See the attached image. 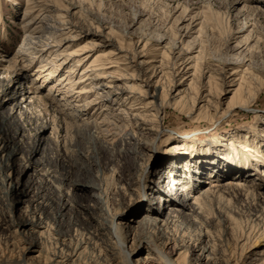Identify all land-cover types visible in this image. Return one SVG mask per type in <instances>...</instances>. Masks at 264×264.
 Returning a JSON list of instances; mask_svg holds the SVG:
<instances>
[{"label":"rangeland","instance_id":"obj_1","mask_svg":"<svg viewBox=\"0 0 264 264\" xmlns=\"http://www.w3.org/2000/svg\"><path fill=\"white\" fill-rule=\"evenodd\" d=\"M41 1L70 16L71 23L80 30L76 38L66 42L60 50L70 52L87 42L94 45L74 56L75 59L69 64L56 68L49 78L38 76L40 63H45V57L43 62L36 61L21 69L18 60L9 61L22 46L23 30L20 22L27 3L26 0H0V115L6 114L11 105L20 103L21 95L30 84L29 79L38 82L39 88L34 95L38 100L41 99L40 102L33 101L28 112L21 116L20 121H16L21 127L16 135L20 136L22 146L32 144L36 126L41 123L51 126L49 118L52 109L59 111L63 108L64 112L76 116L74 129L80 128V135L73 136L71 142L83 143L89 151H79L76 154L71 170L79 184L89 187L84 190L83 196L102 207L104 216L112 221L126 257L123 264H132L134 259L152 253V250L156 251L164 238L172 232L171 229H176L174 239L178 243L173 258L179 250L185 248L186 264H224L220 258L227 256L230 251L234 258H238L242 251L240 255H248L252 263L259 262L258 254L264 251V0H30L28 3L33 6L28 13L30 17H36L39 8H43L41 5L35 6ZM43 10L45 9L41 11ZM155 34L162 35L161 39L164 41L156 43L153 40ZM173 39L177 43L176 47L181 40L192 43V48L181 54L184 58H189L188 65L197 62L200 66L202 62L201 66H204L203 62L209 61L208 58L217 59L214 61L216 64L218 58L229 53L243 55L244 64L237 66V74L233 76L243 82L241 95L246 96L245 102L227 105L230 92L226 90L230 86L223 87L218 100H205L200 94L197 102V99L191 97L192 87H196L198 81L193 78L194 83L190 85L189 74H186V78L189 77L186 81V78L180 77L188 65L180 72L176 59L180 50L184 49L167 48L170 45L167 43ZM235 43L238 44L236 50ZM85 55L81 64H76L79 63L76 58ZM94 58H97L96 64H103L104 68L98 69L101 74H98L93 84H89L90 80L78 82L88 73H97L90 70L97 69L98 66L87 67ZM73 65L76 69L72 74L74 86L86 90L82 94L85 97L83 101L91 99L92 103L96 102L92 106L73 108L72 105H63L65 89L55 85L59 78L68 73V67ZM152 67L154 73L151 71ZM84 68L88 71L82 72ZM191 68L189 73L192 72ZM102 74L105 77L99 76ZM228 74L229 71L225 76L228 77ZM156 79L159 81L156 93L160 97L163 89L166 99L160 113L152 117L153 130L139 129L133 122L137 120L139 123L140 120L132 118V125L126 123L124 130L127 132L124 137H128L126 142L125 139L121 140L118 129L111 130L106 136L96 135L91 124L101 120L106 111L103 99L106 92L103 91L110 92L106 94L109 97H116L115 105L125 108L127 113L136 115L138 112L147 118L146 115L152 112H148L151 105L146 104L150 100L152 89L145 93L142 80L152 84ZM105 80H108L111 88H96L100 81ZM202 81L205 82V79ZM125 85L143 87L140 88L141 96L137 97L135 92L134 97L137 98H131ZM11 87H16L15 92L11 91ZM178 89L187 92V96L180 99L182 105L173 104ZM97 91L101 93L98 94ZM44 109L47 110L46 114ZM12 115L14 117V113ZM15 120L16 117L12 121ZM114 122L118 123L119 119ZM49 127L37 135V150L27 161L19 163V154L11 159L8 183L11 182L15 187V193L12 191L14 201L9 215L15 220L23 217L24 202L36 198L37 167L34 162L38 161L40 151L45 150L47 143L52 142L55 131H51ZM131 130H134V135ZM56 134L57 148L62 152L65 140L62 124H59ZM138 138L143 140L142 144L138 142ZM188 144H192L191 148H194L189 149ZM69 151H78V147L71 146ZM0 154L3 153L0 151ZM222 162L232 168L228 167L220 174H209L212 167L223 164ZM233 162H236L237 168ZM84 167L90 170L88 175L94 172L103 177V180L105 177V181L115 179L114 189L105 197L97 182L95 185L81 179V176L87 175L83 171ZM172 168H177L179 174L175 173L174 177L181 180L175 186L176 189L174 186L170 187L168 177L169 169ZM39 171L37 170L38 173ZM192 175H198L205 182L198 184V180H193ZM229 177L247 187L241 189L243 197L230 199L219 207L216 205L205 208L203 216L210 217L214 223L213 227H209L211 239L203 234L202 225L200 227L195 220L192 198L180 192V188L195 184L193 190L199 192L208 182ZM24 186H28L26 190L23 189ZM155 188L171 194L179 203L184 202L183 206L162 200ZM18 190H24V194L18 193ZM65 198L66 195L59 200L64 201ZM0 205V208L7 210L5 204L1 202ZM62 215L67 217L64 212ZM88 215L85 214V222L90 221L88 223L100 226L98 219ZM165 222L167 228H164ZM80 226L85 227L86 224ZM200 228L199 241L188 240L187 236L193 238ZM181 232H184L183 236ZM245 235H248L249 242L241 245L244 241L240 240ZM52 236H46V241H50V244L46 243L48 250L55 243ZM257 236L260 237L256 239ZM27 237L24 233L19 235L7 230L2 233L1 229L0 264H26L25 258L30 256L23 252V246L29 245L30 239ZM212 241L220 247V252L213 254L215 258L209 261L205 258L207 251H204L203 246ZM182 244L185 247L181 248ZM74 245L75 242L69 243L71 248Z\"/></svg>","mask_w":264,"mask_h":264},{"label":"bare ground","instance_id":"obj_2","mask_svg":"<svg viewBox=\"0 0 264 264\" xmlns=\"http://www.w3.org/2000/svg\"><path fill=\"white\" fill-rule=\"evenodd\" d=\"M28 1L30 0H26L27 5L24 9L23 17L21 18L20 22V28L23 30L22 46L14 52L9 62H12V60L15 62V59L16 61L18 60V65L21 66V69H23L27 68L33 62H43V57H45V63H40L38 76L42 78H49L56 71V68L62 66V64L65 63L69 64L72 59H75L74 56L82 54L86 50L85 48L92 47L94 44L87 42L79 47H76V49L70 52H67L65 49L60 50V48H62L66 42H70L76 38L77 32L80 31L78 30L79 28L71 23L69 19L70 16L68 17V15H65V13L60 12V9L57 7H53L47 3H43L42 1L40 3H36L35 6L41 5L43 8H39V12L36 17H30L28 13L32 11L33 6H30ZM34 2L35 1H32V3ZM42 9L45 10L41 11ZM27 14L28 16L25 17ZM186 28L187 27H185L184 30H186ZM176 34L180 35L179 32H176ZM4 36L7 35L4 34ZM249 37L250 36H247V38ZM161 38L162 35L157 34L153 40L160 44L164 41ZM146 42L143 44V47L146 45ZM189 43L190 42L181 40L178 47H176L177 43L175 42V39L167 43L170 44L167 48L184 49L183 51L180 50V53L177 56L178 58L176 59V64L178 63V68L181 69L180 72H182L189 64L187 63L189 58L186 59L184 56H181L182 53L187 52L190 48H192V43ZM237 45L238 44L235 43V50L237 49ZM227 48L228 47H226V49ZM228 50L233 49L228 48ZM85 57L86 55L81 58H76L78 59L76 62H79L76 64H81L80 62L84 60ZM243 59V55L236 56V53H229L228 55L226 54L223 57L218 58V63L216 64L214 61H217V59L208 58L209 61L203 62L205 63L203 64L204 66H201L202 62L200 66L197 64V62H195L193 65H188L183 74H180V77L182 78L183 76L186 78V74H189L188 76L191 77L189 81L190 85L194 83L193 78L198 81L196 87H192L193 91L190 94V96L194 97L195 100L197 99V102L199 99L198 96L200 94H202V97L205 98V100H218V98L221 96L220 94L222 89H224L223 87L230 86L231 88L226 90L230 92V96L227 99V105L234 106L239 104L241 101L245 102L246 98V96L241 95L243 82H240V78L237 79L235 76H233L237 74V66L244 64ZM96 60L97 58L92 59L90 65L87 67H93L94 65L98 66L97 69L90 70L97 73H85L86 76L81 78L78 82L90 80L89 84L94 83L93 81L98 78V74H101L98 69L102 70L104 68L103 64H96ZM211 61H213V63ZM235 64L236 66H233ZM74 66L75 65L68 67V73L56 81L55 86L65 89L64 91L66 92L65 96H62V99L64 100L63 105H72L73 108L92 106L96 102L92 103L91 99L83 101L85 97H83L82 94L86 92V90L74 86V80L72 79V74L76 70ZM190 68L192 69L191 73H189ZM83 71L87 72L88 69L84 68L82 72ZM151 71L154 73L153 67ZM227 71H229L228 77L225 76ZM82 72L80 74H82ZM99 76L105 77L103 74ZM189 77H187L184 81H186ZM203 79H205V82L202 81ZM29 80L30 84L26 86L27 91L23 92L21 95L19 101L20 103L11 105L9 111L6 114L0 115V142L2 145L0 151L3 153L2 155L0 154V203L2 202L7 206V210H5L6 208H0V230L2 229V233L7 230L10 233H18L19 235L24 233L26 236H28L27 238L30 239L29 245L23 246L24 254L29 253L30 255L25 258L27 261L26 264H123L126 257L123 254V249L121 246L122 244L119 240L118 234L112 227V221L107 216H104L105 213L102 212V207H98V205H95L91 199L83 196L84 190L89 187L79 184L75 178V175L73 174V171L71 170L72 161L75 159L76 154L79 151H89V149L83 143L71 142V140H73V136L80 135V128L74 129L76 126V116L74 114L64 112L63 108L59 109V111L52 109V113L49 118L51 121V126L49 127V125L42 123L36 126V135L32 140V144H28L26 147L22 146L20 136L16 135L21 131V127H19L16 121H20L21 116L28 112L29 105H31L33 101H41V99L38 100V97L34 95L36 90L38 91L39 88L37 85L38 82L33 81V79ZM157 83H159L158 79H156V81H154L152 84H149L146 80H142V86H144L145 93H148V89H152V93L149 95L150 100L146 102V104L151 105L150 109H148V112H152L148 115L144 114L147 116V118L143 117V115H140L138 112L136 115L127 113L125 108L115 105V100H117L116 97H109L106 94L110 92L103 91L106 92L103 97L105 100L104 110L106 111L101 120L91 124L92 128L95 129L96 135L106 136L110 134L111 130L118 129L121 140L125 139L124 141L126 142V138L128 137L127 135L124 137L125 134H127V132L124 130H126V123H128V125H132V118L140 120L139 123H137V120H134L133 122L134 126L139 127V129H144L145 131L153 130L154 119L152 117L157 116L158 113H160L159 110L165 104L166 99L163 89L160 97H158L156 93V85H158ZM98 84L99 86L96 88H111L108 84V80L100 81ZM125 86L130 91V95L132 96L131 98L136 99L138 96H141L140 88L143 87L135 88L129 85ZM11 88V91L15 92L16 87ZM135 92L138 94L137 97H134ZM96 93L100 94L101 92L97 91ZM185 96H187V92H185L184 89L181 91L178 89V92L174 95L173 104L182 105L183 103L180 104V99ZM43 111L46 114L47 110L44 109ZM13 113L14 117H16L15 121H12L14 119L12 115ZM114 119H119V122L121 123L114 122ZM59 124H62L65 129L64 150L62 152L59 151V148H57L58 140L56 133L59 129ZM108 125L112 126V128L110 129ZM47 127H49L51 131L55 132L53 134L52 142L47 143L45 150L43 152L40 151V157L38 161L34 162V166L37 167L36 171L34 170L36 174L35 182L37 184L35 188L36 193L34 194L36 198L32 201L26 200L24 202L25 211L23 217H19L15 220L12 218L13 216L9 215V212H11V204L14 201L12 194L13 192L15 193V187L12 186L11 182L8 183V181H10V173L8 171H10L12 167L11 159L19 154V163L23 164L25 161H27L29 156L35 153L37 150V145L39 143V137L37 135H39V133ZM131 134H135L134 130H131ZM142 141L140 138H138V142L140 144H142ZM191 145L192 144H188L189 149L191 148ZM71 146L72 148L73 146H77L78 151L70 152L69 148H71ZM222 163L223 164H218L212 167L209 174H220L223 170L228 169V167L232 168L231 165L224 162ZM233 164L236 168L238 167L236 162H233ZM83 169L84 173L86 174L90 172L87 167H84ZM37 170H40L39 173ZM175 173L179 174L177 168L169 169L168 177L170 181V187L174 186V188L179 182H181L179 177H174ZM82 174L83 173H81V175ZM197 176L192 175V178H194L193 180L197 179L198 184L205 182L202 180L203 178L201 179V177L198 178ZM81 179L90 181L95 185L97 182L99 190H101V194H103L105 197L111 189H114V185L116 184L114 181L115 179L113 180L112 178L111 181H108V179L105 181V177L103 180V177H99V175H96L94 172L89 175L84 174L81 176ZM251 183L253 184V182ZM207 184L208 185L203 186L199 192H195V190H193V187L196 186L195 184H193L192 187H181L180 192H184V194L186 193L187 196L192 198V205L194 207V212H196V214H194L196 218L195 220L198 222L200 227L202 225L204 229L203 234L211 238L209 227H213L212 224L214 223L210 220V217H206V215L203 216L205 208L216 205L219 207L222 204L228 202L230 199L234 200L243 197L241 189L244 187L246 188L247 185L243 186L241 182L230 177L225 180H213ZM24 188L25 186L23 189ZM245 190L248 191L249 189ZM155 191L158 197L164 201L179 206H183L184 204V202L179 203V200H176V198L171 196V194L169 195V193H165V191L163 192L157 188H155ZM19 192L24 194V190H18V193ZM39 193L41 194L37 196ZM41 195H43V198ZM64 195H66L64 201L59 200V198L61 196L63 198ZM263 196L262 199H264ZM63 212L67 215L66 218L64 215H62ZM85 214L92 215L95 219H98L100 226L97 224L93 225L88 223L90 221L85 222ZM141 220L140 222H142ZM83 224H86V226L81 227L80 225ZM165 226L166 227L164 228H167L166 222ZM49 231H51V233ZM170 231H172V234L170 233L164 238L161 246L157 247L156 251L152 250V253H148L147 255H143L140 258L134 259L132 264H186L187 249L185 248L182 251L179 250L173 258V255L178 248V243H176L174 239L177 232L176 229H171ZM200 232L201 228L199 232L194 234V236L192 235L193 238L188 235V240L192 239L194 242L196 240L199 241ZM181 233L182 235H180L183 236L184 232ZM49 234L53 235V243L55 242L50 250H48L49 246L46 245L48 242L46 241V236ZM77 236H79L78 239ZM245 236L246 237L241 238V240L239 239L241 242L244 241L241 245L245 244V242L247 243L249 240L248 235ZM259 237L260 236H257L256 239ZM44 240L45 243L43 244ZM180 241H183V239ZM71 242H75V245L72 248L69 246V243ZM48 243L50 244V241ZM207 244V242L204 244L203 249L205 252L207 251V254L210 256L205 254V258H208V260L211 261L213 258H215V253L217 254L220 252V247L216 245L214 241L208 245ZM180 247L182 248L185 246L182 244ZM34 252H37V254L34 255ZM240 254L238 258H234V256H232V252L230 251L228 252L227 256L224 255V258H220V261L224 264H264V251H261L258 254L259 257L257 260H259V262L256 263H252L250 261L251 258L248 255Z\"/></svg>","mask_w":264,"mask_h":264}]
</instances>
